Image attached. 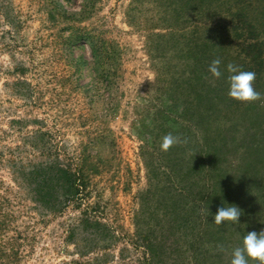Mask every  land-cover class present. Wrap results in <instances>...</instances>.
Instances as JSON below:
<instances>
[{
	"label": "rangeland",
	"instance_id": "obj_1",
	"mask_svg": "<svg viewBox=\"0 0 264 264\" xmlns=\"http://www.w3.org/2000/svg\"><path fill=\"white\" fill-rule=\"evenodd\" d=\"M157 18V0H0V264H147L134 221L154 211L138 127L156 104ZM60 164L84 188L53 213L34 189ZM247 181L216 208L239 224H209L200 251L181 232L169 264H230L264 230V181Z\"/></svg>",
	"mask_w": 264,
	"mask_h": 264
},
{
	"label": "trees",
	"instance_id": "obj_2",
	"mask_svg": "<svg viewBox=\"0 0 264 264\" xmlns=\"http://www.w3.org/2000/svg\"><path fill=\"white\" fill-rule=\"evenodd\" d=\"M157 4L156 104L145 108L138 127L154 211L148 228L137 219L134 225L147 264H169L181 232H193L195 251L209 249L207 226L216 208L240 197L244 181H264V0ZM216 58L222 61L220 79L208 72ZM228 64L256 73L259 101L228 96ZM169 133L179 142L161 151ZM76 171L56 166L34 189V202L56 213L81 201L84 184Z\"/></svg>",
	"mask_w": 264,
	"mask_h": 264
},
{
	"label": "clouds",
	"instance_id": "obj_3",
	"mask_svg": "<svg viewBox=\"0 0 264 264\" xmlns=\"http://www.w3.org/2000/svg\"><path fill=\"white\" fill-rule=\"evenodd\" d=\"M222 61L219 58L213 59L208 66V72L215 79L223 76L221 70ZM227 77L228 96L240 102H255L261 99V93L254 88L256 73L242 70L238 65L228 64ZM177 137L172 134L165 135L160 143L161 151L167 152L172 146L178 143ZM242 210L235 205L224 206L217 210L213 216V222L219 226L226 222L234 225L239 224ZM255 260L258 264H264V230L248 232L242 241V247L235 248L232 252L230 264H248L249 260Z\"/></svg>",
	"mask_w": 264,
	"mask_h": 264
}]
</instances>
